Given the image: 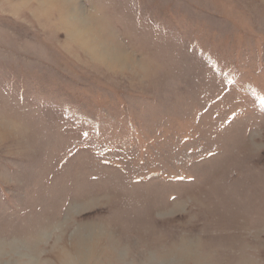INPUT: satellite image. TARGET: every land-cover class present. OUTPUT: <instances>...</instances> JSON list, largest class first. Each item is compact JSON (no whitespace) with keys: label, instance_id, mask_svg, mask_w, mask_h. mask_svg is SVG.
Segmentation results:
<instances>
[{"label":"rangeland","instance_id":"rangeland-1","mask_svg":"<svg viewBox=\"0 0 264 264\" xmlns=\"http://www.w3.org/2000/svg\"><path fill=\"white\" fill-rule=\"evenodd\" d=\"M0 264H264V0H0Z\"/></svg>","mask_w":264,"mask_h":264},{"label":"bare ground","instance_id":"bare-ground-1","mask_svg":"<svg viewBox=\"0 0 264 264\" xmlns=\"http://www.w3.org/2000/svg\"><path fill=\"white\" fill-rule=\"evenodd\" d=\"M105 53H107V54H108L109 56H111L112 58L117 59V58H115L114 56H112L111 54H109L110 52H109L108 50H105ZM105 53H104V55H106Z\"/></svg>","mask_w":264,"mask_h":264}]
</instances>
